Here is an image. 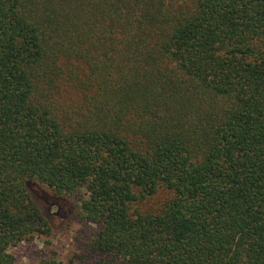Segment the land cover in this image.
Segmentation results:
<instances>
[{
	"label": "trees",
	"instance_id": "1",
	"mask_svg": "<svg viewBox=\"0 0 264 264\" xmlns=\"http://www.w3.org/2000/svg\"><path fill=\"white\" fill-rule=\"evenodd\" d=\"M37 183L94 264H264V0H0V264Z\"/></svg>",
	"mask_w": 264,
	"mask_h": 264
},
{
	"label": "rangeland",
	"instance_id": "2",
	"mask_svg": "<svg viewBox=\"0 0 264 264\" xmlns=\"http://www.w3.org/2000/svg\"><path fill=\"white\" fill-rule=\"evenodd\" d=\"M31 193L51 229L49 237L39 236L33 242L11 249L15 264H94L100 260L92 243L98 226L81 222L75 215L77 201L55 195L47 187L34 184Z\"/></svg>",
	"mask_w": 264,
	"mask_h": 264
}]
</instances>
